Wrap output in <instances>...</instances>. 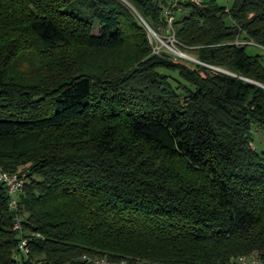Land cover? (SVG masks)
<instances>
[{"label": "trees", "instance_id": "trees-1", "mask_svg": "<svg viewBox=\"0 0 264 264\" xmlns=\"http://www.w3.org/2000/svg\"><path fill=\"white\" fill-rule=\"evenodd\" d=\"M231 1L174 21L218 70L153 52L168 0H0V168L25 178L0 264H264V0Z\"/></svg>", "mask_w": 264, "mask_h": 264}, {"label": "built area", "instance_id": "built-area-1", "mask_svg": "<svg viewBox=\"0 0 264 264\" xmlns=\"http://www.w3.org/2000/svg\"><path fill=\"white\" fill-rule=\"evenodd\" d=\"M202 1L203 0H168V4L162 12L163 20L165 22L163 34H157L143 21V24L149 33V40L152 43L153 52L158 53L161 51H166L175 57L186 59L194 63L202 64L204 66L213 69H218L196 59L195 57L186 54L176 46L177 40L175 39L174 36V32H175L174 21L176 18V13L182 10V6L184 3L200 5ZM235 43L244 44L246 42L240 39H236ZM248 43L252 44L253 42H248ZM24 181L25 178L23 174L7 172L0 168V182L3 183L4 186L6 187L7 193L10 198V207L12 209H17V195L18 192L22 189ZM13 228L16 229L20 235V240L17 244L16 250L13 253V258L16 260H20V258L26 255L27 253V246H26L27 241L26 238H24L21 234L22 227L17 215L14 217ZM96 262L105 263V260L104 259L96 260ZM238 263L256 264L257 259L255 258L254 254L243 255L239 257Z\"/></svg>", "mask_w": 264, "mask_h": 264}, {"label": "rangeland", "instance_id": "rangeland-1", "mask_svg": "<svg viewBox=\"0 0 264 264\" xmlns=\"http://www.w3.org/2000/svg\"><path fill=\"white\" fill-rule=\"evenodd\" d=\"M217 2L219 5L230 6L232 1L231 0H217ZM97 31H98V27L95 26V28L93 29V32L97 33ZM146 32H147V37L149 40V33H148L147 29H146ZM181 50L183 52H185L186 54H188L192 57H195L194 52H190L186 49H181ZM246 52L248 54H260L262 56V60L264 62V47L254 45V44H248L246 46ZM173 74H177V73L173 72ZM251 144H252L253 148L258 153L264 154V128H262L260 126L253 125V127L251 129Z\"/></svg>", "mask_w": 264, "mask_h": 264}, {"label": "water", "instance_id": "water-1", "mask_svg": "<svg viewBox=\"0 0 264 264\" xmlns=\"http://www.w3.org/2000/svg\"><path fill=\"white\" fill-rule=\"evenodd\" d=\"M224 71V70H223ZM226 72V71H225Z\"/></svg>", "mask_w": 264, "mask_h": 264}]
</instances>
